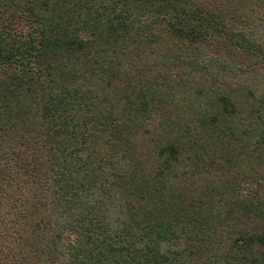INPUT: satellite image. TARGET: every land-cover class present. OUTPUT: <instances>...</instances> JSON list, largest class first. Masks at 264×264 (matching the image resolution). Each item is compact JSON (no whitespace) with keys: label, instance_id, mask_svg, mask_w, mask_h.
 <instances>
[{"label":"trees","instance_id":"obj_1","mask_svg":"<svg viewBox=\"0 0 264 264\" xmlns=\"http://www.w3.org/2000/svg\"><path fill=\"white\" fill-rule=\"evenodd\" d=\"M0 264H264V0H0Z\"/></svg>","mask_w":264,"mask_h":264}]
</instances>
